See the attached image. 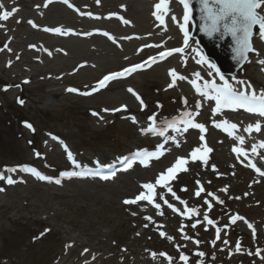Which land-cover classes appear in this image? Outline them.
Returning <instances> with one entry per match:
<instances>
[{
    "label": "rangeland",
    "instance_id": "obj_1",
    "mask_svg": "<svg viewBox=\"0 0 264 264\" xmlns=\"http://www.w3.org/2000/svg\"><path fill=\"white\" fill-rule=\"evenodd\" d=\"M69 3L72 8L63 0H0L4 5L0 11L18 9L7 21H0V78L9 84L8 81H14L11 73L30 76L25 84L28 90L14 82L16 87H11L9 93L0 92V172L17 181L11 185L0 181V188L4 189L0 191V264H81L87 260L90 264H170L160 252L172 258L171 264H184L180 253L189 257L188 264H197V261L201 264H264V176L246 167L247 162L232 150L234 146L243 148L245 143L252 161L264 171V159L258 160V155L250 151L252 144L264 141V125L260 132L251 134L244 131L251 122L238 125L234 136L244 138L241 144L233 137L228 141L224 131L214 126L213 121L227 118L211 117L207 110L200 113V123L207 129L205 142L212 149L208 162L205 165L201 161H190L188 171L179 173L170 182L176 196L187 204L174 199L167 188H156L180 213L186 206L196 208L194 216L173 212L159 196L154 202L161 205L162 215L147 201L136 204L124 201L139 194L142 184L154 183L157 175L177 157H187L193 148L200 146L199 130L179 132L181 137L176 138L179 146L169 140L164 155L154 159L147 168H134L113 181L60 176L72 162L66 153L56 152L55 149H61L60 142L48 144L50 134L64 137L75 159L109 161L148 142V137L140 131L149 124L148 116L155 113L157 121L166 114L193 106L187 85L193 76L167 88L171 82L168 68L178 62V58L175 63L170 60L154 65L91 93L93 86L110 71H120L130 62L144 61L157 53L158 50L150 49L140 53L144 45L162 44L169 48L180 43L182 34L172 20H166L155 31L147 29L150 19L148 22L143 17L153 15V5L146 0H99V3L97 0H69ZM119 10L126 12L125 20L129 21L126 25L130 29L125 30V23L110 17ZM173 10L174 16L181 13L177 4ZM29 20L38 27L34 28ZM57 26L74 29L78 37L59 39L44 31V28ZM94 29L109 33L115 42L105 35L79 36ZM148 34L153 35V39ZM174 38L177 39L172 40ZM260 50L264 52V47ZM179 66L173 67L182 75L196 72V67ZM1 67H6L7 71L2 72ZM53 69L64 75V80L56 85L52 84ZM244 70V73L239 71L238 80L249 83L248 80L254 79L256 88L258 84L264 86V80L256 79V74L261 75L256 67L249 65ZM52 88H76L79 92L53 95L49 93ZM129 88L144 100L143 111ZM84 92L92 95L80 94ZM31 97L42 98L35 101L36 107H24ZM182 97L187 99L186 105ZM18 99L24 103H18ZM158 104L162 107L158 108ZM121 105H126L127 110L102 111ZM93 111L103 119L93 116ZM130 116H135L138 123L126 118ZM25 122L31 123L35 131L25 127ZM258 152L264 156V149ZM22 163L39 166L54 178L53 182L23 173L18 168ZM8 167H17V171L8 173ZM55 179H60V184H56ZM197 181L205 189L199 197L194 195L199 187ZM225 187L226 192L220 191ZM206 192L224 201L221 205L207 197L213 205L208 215L214 225L204 221L208 210L204 203ZM233 215L244 220L231 223ZM145 216L151 217V222L145 220ZM197 221L193 228L192 224ZM182 224L183 233L179 231ZM217 228L220 229L218 240ZM161 231L173 239L161 237ZM184 235L191 239H183ZM213 240L215 246L211 243ZM237 241L240 251H236ZM258 249L259 256L255 254ZM196 252H203L205 256L198 257ZM153 253L157 255L153 257Z\"/></svg>",
    "mask_w": 264,
    "mask_h": 264
},
{
    "label": "snow or ice",
    "instance_id": "obj_2",
    "mask_svg": "<svg viewBox=\"0 0 264 264\" xmlns=\"http://www.w3.org/2000/svg\"><path fill=\"white\" fill-rule=\"evenodd\" d=\"M51 2V0H49ZM64 3L68 5V7L72 8L73 5L69 3V0H63ZM170 0H158V2L154 5L153 16L156 17L157 20L160 21V24H164V15L168 13L170 10L168 8ZM178 2L183 6L184 12L182 23H179L176 16H172V20L178 23L180 31L183 34V46L178 48L169 49L166 51H161L157 56L149 57L148 60L142 62L141 64L132 65L130 67L124 68L119 72H113L108 75H105L102 79H100L97 84L92 88V92L98 91L107 86V83L111 80L123 77L125 75H130L132 72L140 70L145 67H151V64H155L159 60L166 59L168 56H171L173 53H184L185 49L189 46L190 34L186 28V25L189 24L191 19V8L189 5V0H178ZM99 3V0H97ZM199 11L201 13L202 23L200 25V31L205 35L211 37L214 34H219L221 37L224 35H230L234 41V59H236L239 63H243L248 61L249 53H256L259 56L258 51L253 47L252 37L254 35V29L257 30L256 34L258 35L261 41H264V0H199ZM47 6V5H45ZM4 5L0 4V9H3ZM18 9L16 7L11 8L8 11H0V21H7L10 17L16 13ZM86 15L91 16V13H86ZM123 23L127 24L129 21L124 20L122 17L120 18ZM19 22V21H17ZM29 24H31L34 28L38 27L33 21L29 20ZM166 30V28H165ZM44 31L53 32L57 34H68L67 31L62 30L61 28H44ZM85 35H91V33H85ZM103 35L107 36L108 39L113 40L115 42L114 37H112L109 33L104 32ZM131 37H124V39H130ZM160 47L159 45H144V47ZM7 47V45H5ZM194 52L197 53L199 59L196 60L197 64L207 65L211 71L208 72L209 76L219 77L221 83H217L215 79L212 80H204L203 84H198V81L203 80V77L199 72L193 73V79L188 80L187 77L177 72L176 69H169L168 75L171 78V82L167 85V88H173L176 86V82L178 80H188L191 84L192 88L196 91L198 95L203 97L205 100H213L215 102V106L212 108V115L216 116L221 113L224 109H228L231 111H236L243 109L245 112L255 114L260 118H264V90H261L259 93L253 88V86L243 80H235V84L240 87H234L233 83H230L223 75L220 74L219 69L216 67L214 63L208 60L198 49H193ZM183 60V57H182ZM260 65L264 66V59H259L257 61ZM264 71V67L261 69ZM28 81H25L27 83ZM6 90V89H5ZM68 92H79L76 88H68ZM128 91L135 96L136 100L141 105V111L146 108V104L144 100L140 97L138 93H136L132 88H129ZM83 95H89L91 93L84 92L80 93ZM182 103L187 104L186 98H181ZM18 103L23 104L24 101L18 99ZM201 102L197 101L195 104V109L197 111H184L182 113V118L179 123L183 125V128H179L176 126L177 121L172 119L170 121H165V125L168 128H172L175 132L179 133L181 131L187 132L189 129H198L200 136L199 139L202 142L200 146H197L192 149V151L188 154L187 157H177L175 162L168 168H166L163 172L159 173L155 179V182H148L141 185L142 191L139 192L133 199L125 200V204H136L140 201H147L148 204L152 205L156 210L158 215H162L163 213L160 211L161 205L159 203H155V199L159 196V199L164 200V203L167 204V207L170 208L173 212L180 213V209L176 208L173 204L169 203L166 199H164L163 194L157 193L156 188H167V191L171 193L174 199L179 200L181 204L186 205L187 202L184 200H180L176 193L170 186V182L177 178L178 174L181 172L188 171L187 165L189 162L201 161L203 164H207L208 162V154L212 151L211 148L207 147L205 142V133L207 131L205 124L196 122L195 118L199 115V109L201 108ZM157 107H162V105H157ZM127 106L121 105L120 108L115 109H102L103 112H119L126 111ZM93 116H97L99 119H103L99 113L93 111L91 113ZM130 119L133 123H138L135 116L126 117ZM149 124L147 127H142L140 129L141 134H158L159 136H164V129H158L156 126V114L148 116ZM213 124L216 128L222 129L227 133L229 137L235 138L241 144L243 143V137L234 136V131L237 130L238 125L230 122L225 119L220 122L213 121ZM25 127L29 128L32 131H35L31 123L25 122ZM261 122L257 120L255 123H249L247 127L244 129L245 132L251 134L253 131L260 132L261 131ZM55 140H59L58 137H52ZM168 140H172L179 146V141H177L176 136H169L165 138V143ZM64 151L67 155L69 161L72 162L74 167H80L74 159L73 153L70 151L68 146L60 141ZM258 149H264V141H259L257 143L252 144L251 153L254 155H259ZM233 152L237 154V157L240 156L245 157L248 160V163L245 165L246 167L252 168L258 175L264 176V171L261 168L257 167V165L252 161L249 157L248 151L240 147H233ZM166 151L164 144L157 145L155 151L149 152L147 150H140L134 153L136 158H156L158 159L160 156L164 154ZM37 155H40L37 153ZM261 159H264V156H261ZM123 162L126 164V167L132 166V161L127 157L123 158ZM141 163H144V159H141ZM20 171L31 173L39 180H44L48 182H53V177L43 175L40 171H38L34 167H30L27 165L18 166ZM213 170H215V165L212 166ZM17 171V167H8L6 168V172L14 173ZM90 174L87 170L85 171H71V172H61V177H73V176H84ZM114 175V173H113ZM108 178V177H105ZM0 181H5L7 184L11 185L16 183L17 181L12 178L11 175L6 176L4 172H0ZM54 182L56 184H60V179H55ZM197 185H200V182H196ZM0 191H4L3 188H0ZM182 191H186V189H182ZM220 191H227V187L220 189ZM202 192H205V189L202 186H199L197 191L194 193L195 196L199 197ZM206 198L204 203L207 205V211L204 213V221H206L207 225H214V221L209 218L208 212L212 209V203L207 199V197H211L212 200L216 201L218 204H224L223 200H220L218 196H216L212 192H206ZM239 199V197H237ZM184 216H194L197 214L196 208H188L185 207L183 213H180ZM135 215V213H133ZM145 220L151 222V217L145 216ZM237 220H244L243 217L239 215H233L230 217V222L235 223ZM196 223L192 224V227L195 228ZM247 223V221H245ZM145 227H148L145 224ZM248 227L252 229V225L249 223ZM207 230V229H206ZM45 231H48L47 229ZM183 233V224L181 229H179ZM44 233H41L43 235ZM161 237H166L169 241L173 239L171 236H166V233L161 231ZM253 236L255 237V231L253 229ZM183 239H191L190 237L184 235ZM216 239H220V229H216ZM194 243L199 244V241H194ZM212 245L215 246L216 241H211ZM225 244H228V241H224ZM70 246V245H69ZM85 252L88 250L85 249ZM236 251H240V242L237 241ZM83 254V253H82ZM251 254V253H250ZM256 255H260V250L258 249L255 253ZM153 257L157 254L153 253ZM160 256L165 257V259L169 260L170 264L172 258L167 256L166 253L160 252ZM196 256L203 257L205 253L196 252ZM264 259V257H262ZM180 260L184 262V264H188L189 257L184 253H180ZM197 264H201L200 261H197Z\"/></svg>",
    "mask_w": 264,
    "mask_h": 264
},
{
    "label": "bare ground",
    "instance_id": "obj_3",
    "mask_svg": "<svg viewBox=\"0 0 264 264\" xmlns=\"http://www.w3.org/2000/svg\"><path fill=\"white\" fill-rule=\"evenodd\" d=\"M172 2V0H170V3ZM170 3L168 4V8L170 9V7H169V5H170ZM170 12V10L168 11V13ZM183 12H184V9H183V7H182V16H183ZM167 13V14H168ZM166 14V15H167ZM145 20H148V22H149V19L151 18V17H148V16H146V17H143ZM147 18V19H146ZM148 26V28L149 29H153V28H155V27H153V26H149V25H147ZM147 26H145V27H147ZM59 28H61L62 30H64V31H67V33L68 34H57L56 35V37L57 38H59V39H63V38H65V39H71V37H72V35H73V32L71 31V30H69L68 28H66L65 26H61V27H59ZM186 28H187V25H186ZM77 37V36H76ZM64 39V40H65ZM253 44H254V48L258 51V46H263L264 45V41H261L260 39H259V37H258V35L257 34H255V36H254V38H253ZM260 47H259V51H258V53H259V56H257L256 55V53H252L251 55H250V58L248 59V61L246 62L247 63V65H251V66H259L261 69H262V65H260L259 63H257V61L259 60V57L263 54L262 53V51L260 50ZM158 48V47H157ZM153 49H155V48H153ZM153 49H151V50H153ZM144 50V48H142V50L140 51V53L142 52ZM184 54L186 55V57H190L191 55H193V54H196V52H194V51H191L188 47L185 49V51H184ZM157 57H158V55H157ZM175 57V54L173 53L171 56H168L166 59H163V60H165V61H170L171 59H173ZM159 60V59H158ZM162 64H166L165 62H163ZM192 64H194L195 66H199V64H197L196 62L195 63H192ZM168 68V67H167ZM3 70H5V71H7V68L6 67H1V71L3 72ZM53 71H54V80H53V82H52V84H54V85H56V84H58V83H60L61 82V80H64V75H60V73H58V71L56 70V69H53ZM262 74L264 75V72H261V75H260V77H262ZM11 75H12V77L14 78V81L13 82H16V83H21V84H23V89L25 88V90H28V87H26V85H25V81H27V80H29L30 79V76H26V77H22L21 76V74L20 73H11ZM193 75H192V73H187L186 74V77L188 78V77H192ZM233 80V78L232 77H229L228 78V80L230 81V80ZM0 81L2 82V84H0V86H2V87H0V92L1 93H9L10 91H11V85H9L8 83H6L5 81H4V79L2 80V78H0ZM12 81V80H11ZM3 83H5V84H3ZM6 89V90H5ZM14 91V90H13ZM49 93L50 94H53V95H55V94H58V93H62V94H64V93H67L68 94V91L67 90H64V89H61V88H55V89H50V91H49ZM42 97H36V98H33V97H31V99H29L30 100V103L29 104H27V105H25L24 107H27V106H29V105H33V106H35L36 107V105H34V103H36L35 101H39L40 99H41ZM46 103L47 104H50L51 102L50 101H46ZM226 113H229V112H226ZM180 119L181 118H177L176 119V121H177V124L176 125H180V123H179V121H180ZM4 120V119H3ZM262 120V119H261ZM162 128H166V125L165 124H161L160 125ZM23 129H26L25 127H23ZM50 143V142H49ZM166 144H168V142L167 143H165L164 144V147L166 146ZM261 150V149H260ZM259 159H261V157H259ZM160 190H163L162 188H160ZM72 251L74 250V249H71ZM83 253V252H82ZM90 260H87V263H86V261H82V263L81 264H90Z\"/></svg>",
    "mask_w": 264,
    "mask_h": 264
},
{
    "label": "water",
    "instance_id": "obj_4",
    "mask_svg": "<svg viewBox=\"0 0 264 264\" xmlns=\"http://www.w3.org/2000/svg\"><path fill=\"white\" fill-rule=\"evenodd\" d=\"M190 8L193 12L195 21L198 24V29L193 31V35L201 44L205 51L212 56L222 69H225L227 65L231 66L232 70H237L243 63H239L234 59V41L230 35H224L221 37L219 34H214L209 37L200 31V25L202 23L201 13L199 11V0H189ZM256 29H254L255 33Z\"/></svg>",
    "mask_w": 264,
    "mask_h": 264
}]
</instances>
